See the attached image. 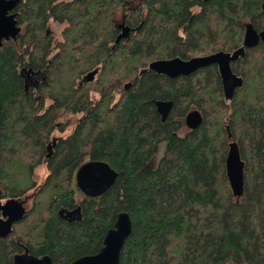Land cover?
I'll return each mask as SVG.
<instances>
[{
	"label": "trees",
	"instance_id": "trees-1",
	"mask_svg": "<svg viewBox=\"0 0 264 264\" xmlns=\"http://www.w3.org/2000/svg\"><path fill=\"white\" fill-rule=\"evenodd\" d=\"M263 4L20 0L22 31L0 47V189L6 200L33 192V204L0 237V264L26 251L53 264L95 255L121 213L132 222L121 264H264L263 43L232 65L243 79L232 101L216 65L173 79L148 70L156 60L237 50L247 24L264 29ZM121 20L134 33L117 42ZM51 23L63 27L62 40ZM30 70L42 79L27 88ZM157 102H173L164 122ZM191 110L203 122L180 135ZM69 115L81 118L63 121ZM232 142L245 165L240 198L227 177ZM86 160L118 173L96 198L76 186ZM41 164L48 174L39 185ZM76 207L80 219L59 215Z\"/></svg>",
	"mask_w": 264,
	"mask_h": 264
},
{
	"label": "water",
	"instance_id": "water-1",
	"mask_svg": "<svg viewBox=\"0 0 264 264\" xmlns=\"http://www.w3.org/2000/svg\"><path fill=\"white\" fill-rule=\"evenodd\" d=\"M19 2L20 0H0V47L3 46L4 41L16 40L22 31L16 19L17 15L13 13ZM129 34L130 28L123 26V33L117 42L128 38ZM260 40L264 44V30L258 33L252 24H247L243 46L232 53L219 51L189 60L181 58L156 60L149 64L148 70L173 79L180 76L189 77L202 68L216 65L222 79L225 98L232 101L236 90L242 88L243 79L233 72L231 64L244 57L246 49L256 47ZM94 77L95 72L89 75L88 81H93ZM156 106L162 116V121H166L173 108V102H157ZM202 122L203 116L198 110L190 112L186 117V125L192 130L199 128ZM226 169L233 195L236 198L242 197L245 165L235 142L230 144ZM117 177L118 173L107 163L88 161L79 168L76 181L78 188L87 197L94 198L101 196L113 186ZM1 195L0 189V197ZM0 211L3 214V219H0V237H7L12 233L13 225L23 219L26 210L22 203L12 199L5 204L0 203ZM131 232L130 216L127 213H121L115 228L107 232L103 248L97 254L82 257L71 264H121V252ZM14 264H53V262L49 256L38 258L26 251L24 254L15 256Z\"/></svg>",
	"mask_w": 264,
	"mask_h": 264
},
{
	"label": "flooded vegetation",
	"instance_id": "flooded-vegetation-1",
	"mask_svg": "<svg viewBox=\"0 0 264 264\" xmlns=\"http://www.w3.org/2000/svg\"><path fill=\"white\" fill-rule=\"evenodd\" d=\"M123 26L124 27H128V28H130V34H129V36H128V38H130L131 37V35H132V33H134V30L131 28V27H129L127 24H126V21L125 20H121V23H119L118 24V27H119V29L121 30V34L123 33ZM247 27V26H246ZM254 27V26H253ZM22 28V27H21ZM264 30V29H263ZM261 32V31H260ZM260 32H258V33H260ZM120 34V35H121ZM119 35V36H120ZM119 38V37H118ZM128 38H124V39H128ZM244 39H245V37H244ZM123 40V39H122ZM121 41V40H120ZM260 42H262L261 40H260ZM260 42H259V44H260ZM244 43V42H243ZM263 43V42H262ZM258 44V45H259ZM257 45V46H258ZM256 46V47H257ZM263 46H264V44H263ZM241 48V47H240ZM255 48V47H254ZM239 49V48H238ZM237 49V50H238ZM252 49V48H251ZM236 51V50H235ZM246 51H247V49H246ZM225 52V51H224ZM234 52V51H233ZM232 53V52H231ZM246 55V54H245ZM195 57V56H194ZM245 57V56H244ZM244 57H242L241 59H243ZM193 58V57H192ZM191 59V58H190ZM240 59V60H241ZM184 60V59H183ZM189 60V59H188ZM239 60V61H240ZM239 61H237V62H239ZM237 62H235V63H237ZM234 63H232L231 64V66L233 65ZM218 67V66H217ZM219 70V69H218ZM233 70V69H232ZM24 73H26V71H24ZM27 74H28V77H26V82H27V88L29 87V86H34V85H37V84H39V80H41L42 78H41V75H40V71L39 72H37V71H33V70H30V71H28L27 72ZM180 77H184V76H180ZM192 111H195V110H191L190 112H192ZM199 111V110H198ZM189 112V113H190ZM159 113V112H158ZM188 113V114H189ZM160 114V113H159ZM187 114V115H188ZM162 117V116H161ZM187 117V116H186ZM186 117H185V127H187L188 128V126L186 125ZM184 127V128H185ZM184 130V129H183ZM182 130V131H183ZM188 130H192V129H190V128H188ZM181 131V132H182ZM181 132L179 133L180 135H184V134H181ZM56 138H54L53 139V144L52 145H49L48 146V150H51V147L52 146H54V143L56 142ZM49 157H50V154H49ZM86 163V162H85ZM84 163V164H85ZM79 170V169H78ZM78 172V171H77ZM76 175H77V173H76ZM75 181H76V178H75ZM76 186H77V181H76ZM77 188H78V186H77ZM79 189V188H78ZM79 191H80V193L83 195V196H85V197H87L80 189H79ZM89 198H91V197H89ZM94 198H96V197H94ZM80 199H81V197H80ZM9 200H12V199H4V198H2V195H1V197H0V203L1 204H5L7 201H9ZM14 200H16V199H14ZM17 201H19L20 203H22L23 204V207L25 208V210H26V213L29 211V207L27 208L26 207V205L30 202L31 203V195H27V196H25L24 198H22V199H20V200H17ZM78 201H79V199H78ZM0 213H1V217H0V219H3V214H2V211H0ZM25 213V214H26ZM59 215L62 217V218H64V219H66V220H68V221H73V220H77V219H80L81 218V210H80V207H76V208H74V209H72V210H67V209H62V210H60L59 211ZM25 216V215H24ZM24 218V217H23ZM20 222V221H19ZM18 223V222H17ZM14 226V225H13ZM12 230H13V228H12ZM24 254V253H23ZM38 258H42V257H38Z\"/></svg>",
	"mask_w": 264,
	"mask_h": 264
},
{
	"label": "rangeland",
	"instance_id": "rangeland-1",
	"mask_svg": "<svg viewBox=\"0 0 264 264\" xmlns=\"http://www.w3.org/2000/svg\"><path fill=\"white\" fill-rule=\"evenodd\" d=\"M120 23H121V21H120ZM49 29H50L51 33H53V36H54V38H55L56 41L62 40V29H63V27L58 26V25H56V24H54V23H51L50 26H49ZM218 52H219V51H218ZM214 53H216V52H214ZM214 53H211V54H214ZM211 54H207V55H211ZM198 56H206V55H197V56H195V57H198ZM93 98H94V100H97V99H96V96H93ZM80 118H81V115H77V116H75V115H72V116L69 115V116L67 117V119H65V120H63V121H67V120L69 119V120L72 122L73 120H75V121H76V120H80ZM184 121H185V120H184ZM72 130H73V126L71 125V126L67 129V131L64 132V133L55 132V133H54V136H53L52 138L54 139V138L64 137V136L68 135ZM187 131H188V128L185 127L184 130L181 132V134H185ZM53 139H52V141H53ZM86 162H88V161L86 160ZM47 174H48V169H47V166H46L45 164H41V165H39V166L35 169V179L37 180V182H38L39 185L42 184V183L44 182V180H45ZM32 193H33V192H30L28 195H32ZM78 199H80V195L78 196ZM32 204H33V203H32V201H31V203L29 202V203L26 205V207H27V208H28V207L31 208Z\"/></svg>",
	"mask_w": 264,
	"mask_h": 264
}]
</instances>
